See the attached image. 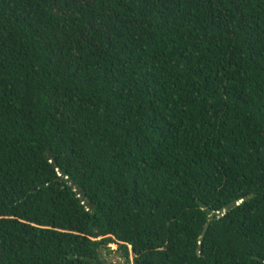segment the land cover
<instances>
[{"label": "trees", "instance_id": "1", "mask_svg": "<svg viewBox=\"0 0 264 264\" xmlns=\"http://www.w3.org/2000/svg\"><path fill=\"white\" fill-rule=\"evenodd\" d=\"M108 244L264 264V0H0V264Z\"/></svg>", "mask_w": 264, "mask_h": 264}, {"label": "rangeland", "instance_id": "2", "mask_svg": "<svg viewBox=\"0 0 264 264\" xmlns=\"http://www.w3.org/2000/svg\"><path fill=\"white\" fill-rule=\"evenodd\" d=\"M107 247L110 252L107 253L102 250L100 253V258L104 261V264H133L129 252H127L126 256H122L115 245L108 244Z\"/></svg>", "mask_w": 264, "mask_h": 264}, {"label": "water", "instance_id": "3", "mask_svg": "<svg viewBox=\"0 0 264 264\" xmlns=\"http://www.w3.org/2000/svg\"><path fill=\"white\" fill-rule=\"evenodd\" d=\"M205 227H206V225L203 226V228L201 230V234H203Z\"/></svg>", "mask_w": 264, "mask_h": 264}]
</instances>
